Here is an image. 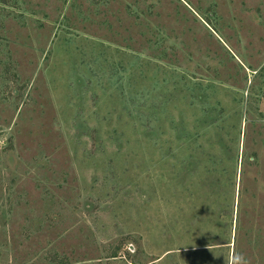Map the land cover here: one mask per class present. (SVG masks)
<instances>
[{
    "label": "rangeland",
    "instance_id": "rangeland-1",
    "mask_svg": "<svg viewBox=\"0 0 264 264\" xmlns=\"http://www.w3.org/2000/svg\"><path fill=\"white\" fill-rule=\"evenodd\" d=\"M0 264H264V0H0Z\"/></svg>",
    "mask_w": 264,
    "mask_h": 264
}]
</instances>
